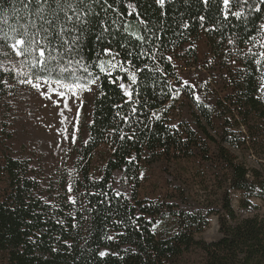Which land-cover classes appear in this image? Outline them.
Returning <instances> with one entry per match:
<instances>
[{
    "label": "trees",
    "instance_id": "16d2710c",
    "mask_svg": "<svg viewBox=\"0 0 264 264\" xmlns=\"http://www.w3.org/2000/svg\"><path fill=\"white\" fill-rule=\"evenodd\" d=\"M68 2L83 22L61 37L35 17L37 0H0V48L12 54V36L43 25L49 31L40 29L36 54L69 60L94 87L73 171L57 187H43L27 159L2 155L0 264H193L192 253L199 264H264V215L240 219L231 206L232 192L243 194V208L264 200V0ZM44 8L52 19L55 0ZM73 37L74 45L63 43ZM201 37L209 68L196 51ZM179 65L205 68L210 78L203 88L184 84ZM101 147L107 155L94 169ZM182 163L200 172L193 177L203 201L176 185L166 196L141 197L145 170ZM212 215L218 240L197 239Z\"/></svg>",
    "mask_w": 264,
    "mask_h": 264
},
{
    "label": "rangeland",
    "instance_id": "374dc122",
    "mask_svg": "<svg viewBox=\"0 0 264 264\" xmlns=\"http://www.w3.org/2000/svg\"><path fill=\"white\" fill-rule=\"evenodd\" d=\"M10 49L12 54L0 48V70L4 75L1 78L3 86L0 91L2 98L0 100V163L2 155L11 152L29 161L38 176L37 179L43 181L41 182L43 187L49 183H54L57 187L63 173H72L74 145L79 139L85 138V126L88 123L90 101L94 92L93 84L88 79L80 81L78 67L68 62L69 60L39 57L35 48L27 50L28 52L22 55H17L18 49H14L12 45ZM196 51L203 66L209 68L207 62L211 60L206 57L207 45L204 37H201L196 44ZM59 61L60 66L57 65ZM178 68L184 84L197 83V88H203L206 82L203 79L210 78L209 71L202 67V70L191 72L181 68L180 65ZM71 74L76 78L74 79ZM28 80L32 83H28ZM75 83L83 85L81 88L73 89L75 95L61 86ZM34 84H39V89L34 87ZM214 88L211 87V90ZM188 113L189 110H184L181 119H189ZM232 152L241 161L245 160L247 165L256 166L247 152L243 154L235 150ZM106 153V147L96 151L92 161L94 169L102 164ZM199 174L200 172L188 163L173 166L169 171H163L159 167L147 169L142 173L140 195L152 199L163 197L166 193H173L176 185L190 197L202 198L203 201L205 197L201 190L202 181L194 178ZM118 177L117 173L115 179L118 180ZM231 194V206L240 219L255 214L264 215V200L251 198V206L243 208L241 206L243 194L239 192ZM207 223L208 226L196 238L207 242L217 241L219 238L217 217L210 216ZM187 261L199 264L198 254H190Z\"/></svg>",
    "mask_w": 264,
    "mask_h": 264
},
{
    "label": "snow or ice",
    "instance_id": "6c2138e0",
    "mask_svg": "<svg viewBox=\"0 0 264 264\" xmlns=\"http://www.w3.org/2000/svg\"><path fill=\"white\" fill-rule=\"evenodd\" d=\"M22 3H24V0H21ZM48 0H43L41 3V0H37V3H41V6L39 9L34 13L35 17L37 19L43 21L44 24H47L49 26L56 25L58 27V32L57 35L61 37H69L71 36L73 30L76 27V24L82 23L83 22V17L81 16L79 10L72 4L69 3L68 0H64V3L62 5L61 0H55L57 8L55 10H52V19H45V8L44 5L47 4ZM79 3H83V0H78ZM158 2L163 5L164 0H158ZM229 0H224L225 6L228 5ZM32 3V0H27V3L25 4V7H28ZM59 12H63L64 18L61 21ZM71 13V14H70ZM3 23L7 24V20L5 19ZM32 27H37L36 25V20H31L30 21ZM11 27V26H9ZM24 31L19 34V38H17L15 35L12 36L11 38L15 41V43L12 45L14 49H24V50H31L34 45L39 44V39L38 37L40 36V29H43L44 33H48L49 28H44L43 25L40 26V28H37V31L35 33H32L28 30L27 26H23ZM13 32H16L17 29H12ZM43 39L48 40V36L45 35ZM76 37H73L71 40L69 39H63L64 44H71L74 45L76 42ZM50 43V41H49ZM71 50V49H70ZM21 50H17V55H22ZM39 55L41 57L45 56V51L43 49H40ZM38 63H43V61H38ZM115 65H113L114 67ZM73 75V78L75 79L76 77ZM135 78L133 77V80ZM28 83H32L31 80H28ZM34 87L39 89L40 85L39 84H34ZM62 87L68 89L69 91L72 92L73 95H75V91L73 89L75 88H81L83 87L82 84L80 83H75V84H63L61 85ZM57 95L62 96L63 93H57Z\"/></svg>",
    "mask_w": 264,
    "mask_h": 264
}]
</instances>
